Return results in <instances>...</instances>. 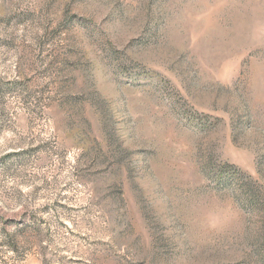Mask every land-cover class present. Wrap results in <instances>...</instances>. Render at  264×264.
Masks as SVG:
<instances>
[{"label":"rangeland","instance_id":"obj_1","mask_svg":"<svg viewBox=\"0 0 264 264\" xmlns=\"http://www.w3.org/2000/svg\"><path fill=\"white\" fill-rule=\"evenodd\" d=\"M263 243L264 0H0V264Z\"/></svg>","mask_w":264,"mask_h":264},{"label":"trees","instance_id":"obj_2","mask_svg":"<svg viewBox=\"0 0 264 264\" xmlns=\"http://www.w3.org/2000/svg\"><path fill=\"white\" fill-rule=\"evenodd\" d=\"M227 174L229 175V173L225 170V168H221L220 170H218L217 172V175H218V178L220 181H223L226 178ZM262 247V250H261V257L259 258L260 262H262V264H264V243L263 245L261 246Z\"/></svg>","mask_w":264,"mask_h":264}]
</instances>
